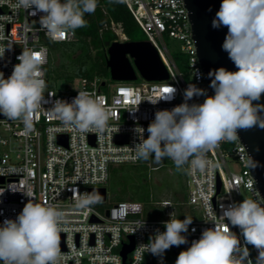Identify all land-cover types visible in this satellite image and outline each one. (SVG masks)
Returning <instances> with one entry per match:
<instances>
[{
    "label": "built area",
    "instance_id": "2783aa9c",
    "mask_svg": "<svg viewBox=\"0 0 264 264\" xmlns=\"http://www.w3.org/2000/svg\"><path fill=\"white\" fill-rule=\"evenodd\" d=\"M133 18L143 30L162 61L168 78L147 81L140 76L133 81H115L109 84L97 77L78 78L67 89L46 87L41 108L35 113L30 130L20 120H9L0 114V224L5 219H15L29 197L36 203L56 207L64 214L61 223V264H165L163 257L150 252L141 254L137 248L147 244L158 231H165L164 223L174 218L175 204L170 199L157 202L163 209V218L148 212L144 215L143 203L136 200H119L100 210L94 203L85 209L76 207L74 193H89L90 188L105 187L109 182L112 167L137 164L132 148L140 142L137 128H143L146 139L148 125L158 110H171L184 102V90L189 84L214 95V90L204 78L197 60L195 40L192 38L188 12L182 0H123ZM16 0H0V72L8 78L23 51L40 52L46 55L44 72L52 43L70 42L75 35H66L63 40L52 41L40 27L43 13L31 16L23 8L15 7ZM113 32L119 41L127 40L120 23L104 21L99 28ZM179 44L185 54L188 79H185L174 63L164 37ZM46 80V77L44 76ZM103 83V85H101ZM47 84V83H46ZM177 89L174 98L154 100L166 86ZM102 87H105L103 90ZM79 92L100 97L111 117L101 131L80 133L66 128L50 111L56 100L71 102ZM205 96H195L189 104L203 103ZM118 130V131H117ZM122 136L117 142L116 137ZM62 139V142L59 141ZM249 154L240 139L221 141L204 153L206 165L203 170L194 168L190 158L185 169V201L189 208L179 218H193L183 250L198 240L203 230L225 225L234 232L240 247H247L248 257L244 264H257L259 251L247 244L240 228L223 220V210L233 203H240L238 196L245 190L250 199L264 203L249 169ZM235 163L238 171L230 168ZM152 169L158 166L151 167ZM29 196V197H28ZM106 199L102 203L107 201ZM175 219V218H174ZM143 223V227L135 228ZM195 229V232L192 229ZM135 230V231H134ZM134 231V232H133ZM133 247L121 255L123 245Z\"/></svg>",
    "mask_w": 264,
    "mask_h": 264
},
{
    "label": "clouds",
    "instance_id": "9594fccd",
    "mask_svg": "<svg viewBox=\"0 0 264 264\" xmlns=\"http://www.w3.org/2000/svg\"><path fill=\"white\" fill-rule=\"evenodd\" d=\"M121 2V0H116ZM98 0H16L15 7L23 8L31 16H40V27L52 41L74 35L75 30L86 26L85 14L95 12ZM228 29L222 48L228 53L237 71L224 67L208 73L214 95L189 84L184 90V102L171 110H158L144 129L137 128L140 142L132 148L134 159L156 161L171 159L179 170L189 161L194 168L203 170L204 153L221 141H236L238 130L253 127L264 129V105L254 104L264 94V0H222L212 21L213 28ZM0 51V57L4 55ZM12 74L4 78L0 72V114L9 120H20L26 130L33 126L35 113L41 108L47 87L43 65V51H23ZM151 103L174 98L177 91L166 86ZM195 96H205L203 103L189 104ZM49 111L66 128L80 133L103 131L111 117L100 97L79 92L69 103L56 100ZM118 131V130H117ZM255 166L252 161L251 167ZM3 191H0V195ZM29 197V196H28ZM76 207L85 209L98 203V193H74ZM64 214L56 207L28 202L15 219L0 224V264H61V223ZM223 220L241 229L247 244L258 251L257 264H264V203L244 199L224 208ZM193 218H172L163 222L165 231L157 230L147 244L137 250L163 257L172 246L186 244L187 233ZM143 227V223L137 228ZM134 230V231H135ZM133 231V232H134ZM195 232V229H192ZM247 247L241 248L237 235L227 224L203 230L198 240L179 253L175 264H244ZM251 264V261H248Z\"/></svg>",
    "mask_w": 264,
    "mask_h": 264
},
{
    "label": "trees",
    "instance_id": "16d2710c",
    "mask_svg": "<svg viewBox=\"0 0 264 264\" xmlns=\"http://www.w3.org/2000/svg\"><path fill=\"white\" fill-rule=\"evenodd\" d=\"M98 3L103 6L105 15L85 14L86 26L75 30L74 40L52 43L50 45L48 63L45 70L48 87L53 88L57 81H61L63 88L67 89L78 78L92 79L97 77L105 82L110 79L109 70L105 63L104 42H112L118 38L109 30L99 32V28L104 21L112 20L120 23L127 40H143L140 34V27L123 0L121 2H116V0H98ZM93 46L99 49L94 52ZM171 57L177 68L184 70V78L188 79V65L185 54L180 52V54H174ZM147 160L156 161L154 156H150ZM147 160L140 159L137 164L119 165L111 168L108 185L113 191L115 201L125 199L144 203L149 201L144 179V167H147ZM160 165L157 164L154 167H159ZM185 199V193L180 200L176 195H172V199H170L175 204L177 217L182 211V205L179 202L185 201ZM159 218H163V212L162 216L161 214L159 215ZM179 249L180 247L177 246H172L168 249L165 263L176 260L181 252Z\"/></svg>",
    "mask_w": 264,
    "mask_h": 264
},
{
    "label": "water",
    "instance_id": "95a60500",
    "mask_svg": "<svg viewBox=\"0 0 264 264\" xmlns=\"http://www.w3.org/2000/svg\"><path fill=\"white\" fill-rule=\"evenodd\" d=\"M188 12V19L192 38L195 40L197 60L204 72L208 84L211 79L208 73L224 67L229 71H237L228 53L222 48L228 29L224 26L213 28L212 21L220 8L222 0H182ZM105 63L109 70V77L113 81H133L140 76L147 81H159L168 78V73L160 60L156 49L147 40H114L105 41ZM103 85V83L101 84ZM254 104L264 105V94ZM264 116V112L261 113ZM238 136L249 154V169L255 180V185L264 199V129L253 127L248 130H238ZM122 140L117 136L116 141ZM62 142V139L59 138ZM252 161L255 166L251 167ZM89 193H98L102 203L106 199V188H90ZM130 243L123 245L121 255L132 250Z\"/></svg>",
    "mask_w": 264,
    "mask_h": 264
},
{
    "label": "rangeland",
    "instance_id": "374dc122",
    "mask_svg": "<svg viewBox=\"0 0 264 264\" xmlns=\"http://www.w3.org/2000/svg\"><path fill=\"white\" fill-rule=\"evenodd\" d=\"M94 15H105V11L103 9V6L98 3L97 8L94 12ZM140 34L143 37V40H147V37L143 30L140 28ZM119 39V36H118ZM120 40V39H119ZM164 42L170 51L171 55L174 54H180L179 50V44L177 41L169 38V37H164ZM99 48L93 46V51L96 52ZM181 72H184V70H180ZM109 84H114L115 81L108 79L106 81ZM74 84L78 86L79 82L78 79L74 80ZM55 87L57 89H62L63 85L61 81H57L55 83ZM104 90L105 87H102ZM167 160V161H166ZM166 160H160V161H152V160H147V167H144V179L146 181V190L147 194L149 196V201L143 203L144 207V215L147 216L148 212H150L153 216H158L161 214L163 209L157 205V202L164 200V199H172V195H176L179 200L182 198V195L185 193V170L184 167L181 169H177L174 162L171 159H166ZM157 164H161L158 168L152 169L151 167ZM230 168L234 171H238L239 167L235 163L230 165ZM107 189V201L106 203H99L96 205L97 208L100 210L105 209L109 203L114 202L116 199L113 197V191L110 189L109 185H106ZM118 190V189H116ZM238 199L240 202H242L244 199H250L249 194L245 191L242 190L238 196ZM182 210L186 209L187 207L182 206ZM190 209L187 208L186 211H189ZM181 211L179 214V217L176 215V211L174 214V218H180L182 215ZM194 218V217H193ZM180 251H183L182 245L179 246ZM176 260H173L172 262L165 263V264H175Z\"/></svg>",
    "mask_w": 264,
    "mask_h": 264
},
{
    "label": "crops",
    "instance_id": "0c3cea01",
    "mask_svg": "<svg viewBox=\"0 0 264 264\" xmlns=\"http://www.w3.org/2000/svg\"><path fill=\"white\" fill-rule=\"evenodd\" d=\"M186 209H187V208H186ZM186 209H183V210H182V208H181V210L184 211V212H186ZM159 215H160V214H159ZM159 215L156 216V217H159ZM182 215H183V212H182ZM182 215H181V216H182ZM181 216H180V217H181Z\"/></svg>",
    "mask_w": 264,
    "mask_h": 264
},
{
    "label": "snow or ice",
    "instance_id": "6c2138e0",
    "mask_svg": "<svg viewBox=\"0 0 264 264\" xmlns=\"http://www.w3.org/2000/svg\"><path fill=\"white\" fill-rule=\"evenodd\" d=\"M163 91L167 92V91H168V89H167V88H164V89H163Z\"/></svg>",
    "mask_w": 264,
    "mask_h": 264
}]
</instances>
